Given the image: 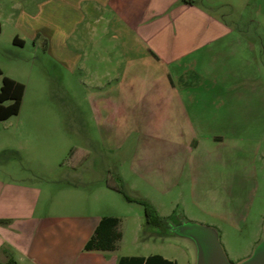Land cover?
I'll return each mask as SVG.
<instances>
[{"label": "crops", "instance_id": "1", "mask_svg": "<svg viewBox=\"0 0 264 264\" xmlns=\"http://www.w3.org/2000/svg\"><path fill=\"white\" fill-rule=\"evenodd\" d=\"M237 2L0 0V40L41 46L72 76L79 73L78 85L94 89L97 125L119 136L124 153L131 139L136 171L147 164L140 155L154 153L167 178L179 161L182 169H202L206 196L238 199L242 184L264 177V0L245 18L235 16ZM224 7L232 14L220 13ZM47 120L27 114L20 123L24 144L9 148L19 173L16 163L0 165V264H118L131 257L112 259L116 248L85 249L104 218L93 213L91 183L32 178L62 154L48 145ZM225 178L237 190L219 187Z\"/></svg>", "mask_w": 264, "mask_h": 264}, {"label": "rangeland", "instance_id": "2", "mask_svg": "<svg viewBox=\"0 0 264 264\" xmlns=\"http://www.w3.org/2000/svg\"><path fill=\"white\" fill-rule=\"evenodd\" d=\"M245 1L237 2L238 15L235 16L245 18L250 15V10L251 15L255 16L252 10L255 0H249L250 9L244 5ZM243 9L246 11L243 12ZM218 10L222 14L231 15L233 12L226 7ZM255 29L257 26L252 28ZM0 70L4 76L16 78L25 86L18 115L0 122V165L5 166L4 163L9 161L16 163L19 173V159L14 157L16 153L12 151L15 153L13 155L9 148L24 144L26 136L20 123L27 114L46 115V124L51 131L48 145L61 149L62 154L55 166L49 164L48 167L34 169L38 176L32 175V178L46 181L73 176L91 183L93 213L98 217L112 216L120 220L118 230L121 238L112 259L119 256L159 255L176 264H194L191 244L168 234L165 226L147 225L148 210L138 201L146 202L158 217L168 222L189 220L215 228L225 254L233 264L246 259L261 240L264 177L260 173L241 185L240 198L230 199L225 194L221 199H213L204 194L205 182L201 168L193 169L185 165L182 169L178 161L174 174L167 178L159 169L156 156H151L154 153H143L140 156L147 158V164L139 166L136 171L137 162H134L131 139L130 148L124 153L119 136H111L108 129L104 131L105 128L97 125L94 105L89 103V95L94 89L78 85L76 76L79 73L72 76L41 46L37 49H33L32 44L16 47L4 38L0 40ZM1 83L0 76V87ZM60 128L61 134H56V129ZM91 148L96 151L91 152L88 161ZM102 157L106 160L101 162ZM94 161L96 167L93 166ZM223 170L227 177L232 172V164L227 163ZM194 178L196 185H193ZM218 186H223L228 192L233 187L236 189L237 185L225 178V183Z\"/></svg>", "mask_w": 264, "mask_h": 264}, {"label": "trees", "instance_id": "3", "mask_svg": "<svg viewBox=\"0 0 264 264\" xmlns=\"http://www.w3.org/2000/svg\"><path fill=\"white\" fill-rule=\"evenodd\" d=\"M1 32V27H0ZM0 75L2 72L0 70ZM25 87L22 83H19L6 76L2 77V84L0 87V121H5L13 116H16L21 107L22 98L24 95ZM14 155L15 153L11 151ZM6 154V153H4ZM16 158V155H14ZM117 179V175H114ZM124 197H128L123 194ZM144 205L148 210L146 217V224L157 227H167V220L158 217L151 207L143 201H138ZM170 220V219H169ZM119 220L114 217H104L100 220L96 227L94 234L85 245L86 250H102L112 251L116 248V244L119 241L121 234L118 231ZM5 264H17L14 260H9ZM118 264H176L171 260L165 259L159 255H152L149 257L131 256L121 257Z\"/></svg>", "mask_w": 264, "mask_h": 264}, {"label": "water", "instance_id": "4", "mask_svg": "<svg viewBox=\"0 0 264 264\" xmlns=\"http://www.w3.org/2000/svg\"><path fill=\"white\" fill-rule=\"evenodd\" d=\"M168 234L188 241L194 250V264H233L220 243L218 231L208 225L181 220L167 223ZM236 264H264V223L261 240L252 253Z\"/></svg>", "mask_w": 264, "mask_h": 264}]
</instances>
